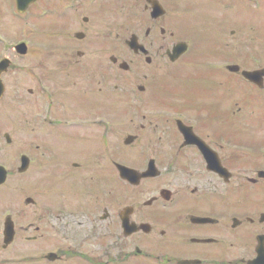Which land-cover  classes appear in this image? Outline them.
<instances>
[{
    "label": "flooded vegetation",
    "instance_id": "obj_1",
    "mask_svg": "<svg viewBox=\"0 0 264 264\" xmlns=\"http://www.w3.org/2000/svg\"><path fill=\"white\" fill-rule=\"evenodd\" d=\"M40 1L23 15L51 17L50 55L14 66V44L0 41L4 89L20 72L27 158L7 246L0 221V264H264V0L200 7L214 22L206 58L200 29L174 26L172 0ZM124 62L136 87L121 86ZM120 167L153 176L134 184Z\"/></svg>",
    "mask_w": 264,
    "mask_h": 264
},
{
    "label": "rangeland",
    "instance_id": "obj_2",
    "mask_svg": "<svg viewBox=\"0 0 264 264\" xmlns=\"http://www.w3.org/2000/svg\"><path fill=\"white\" fill-rule=\"evenodd\" d=\"M8 2H10V0H8ZM47 2L49 1H40L38 7L44 6ZM172 2V17L174 26L177 27L182 24L184 25V28L194 26L200 29L201 34H198L197 36L200 48L195 51V56H200V58L213 56L212 49L207 46L213 44V18L211 20L210 18L203 17L202 10L200 11V7H205L207 3L208 6L205 8L208 10L213 8L214 6L212 3L208 0H172ZM6 3V0H0V9L1 7L4 9V7H6ZM49 8L53 10V4L49 5ZM38 9L39 8H36L35 10ZM208 10H205V12H208ZM52 21L51 17L41 18L40 14L36 13L35 15L29 17L27 24L22 23L20 20H17L12 16H10V21L5 24L6 20L4 15H2V18H0V25H2L0 34L4 38H11L13 40V42L11 40L12 43H15L14 40L17 42L24 39L31 43L32 49H36V46L39 45L36 42L47 43L55 39V33L50 32ZM188 30L191 33L194 32L192 29ZM50 52H52V50ZM43 56L46 55L39 54L33 50L30 51L27 54L28 64L31 66L36 65L37 62L43 60L40 58ZM19 74L20 72L18 71L17 74H14L11 77V80L8 82L9 88L6 90L2 100L0 101V165H2L9 173L8 181L0 188V221H3L7 214L12 213L14 215L16 211L21 210L23 179L18 178L19 175L16 173V169L19 166V155L24 149L22 139L23 126L21 123L22 107L20 105V101H18L21 91H23V87L19 84L16 85ZM130 74L131 73H122L121 75L120 73L118 74L119 78L123 81V85H121L122 87L133 88L137 86L138 81H135ZM115 84L116 82L110 79L108 87L112 88ZM205 87L206 85H200V99L204 94L203 90ZM208 90L211 93L214 92L213 87H209ZM215 92L220 103L227 101L225 91L216 90ZM222 107H224V105ZM222 107H220V109H215L214 111H217V115H219L222 120H225V118H228V112ZM202 111L207 112L205 110ZM31 112L32 108L29 113ZM124 129V134L126 135L130 129ZM5 133L8 134L11 139L10 144H6L3 139V134ZM256 140H259V138ZM17 220L19 221V219ZM17 243V246L20 247V240H18Z\"/></svg>",
    "mask_w": 264,
    "mask_h": 264
},
{
    "label": "water",
    "instance_id": "obj_3",
    "mask_svg": "<svg viewBox=\"0 0 264 264\" xmlns=\"http://www.w3.org/2000/svg\"><path fill=\"white\" fill-rule=\"evenodd\" d=\"M18 1V4L19 5H24V4H27V3H30V2H32V1H34V0H17ZM1 68H3V67H1ZM248 76V78H251L252 80H254L255 79V77L254 76H249V75H247ZM255 81V80H254ZM1 94H2V88H1V86H0V96H1ZM7 225V224H6ZM6 231H7V226H6Z\"/></svg>",
    "mask_w": 264,
    "mask_h": 264
}]
</instances>
